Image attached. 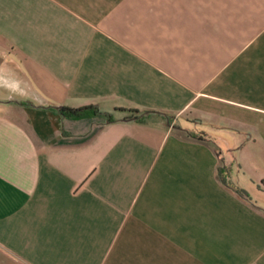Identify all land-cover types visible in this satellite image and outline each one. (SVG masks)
Segmentation results:
<instances>
[{"label":"crops","instance_id":"1","mask_svg":"<svg viewBox=\"0 0 264 264\" xmlns=\"http://www.w3.org/2000/svg\"><path fill=\"white\" fill-rule=\"evenodd\" d=\"M263 176L264 0H0V264H264Z\"/></svg>","mask_w":264,"mask_h":264},{"label":"trees","instance_id":"2","mask_svg":"<svg viewBox=\"0 0 264 264\" xmlns=\"http://www.w3.org/2000/svg\"><path fill=\"white\" fill-rule=\"evenodd\" d=\"M56 110L58 111V113L62 116V117H66V118H73V119H77V118H84V117H91V116H103L105 118L106 121H111L112 118L110 117L109 114L104 113V112H100L96 105L93 104H89V105H85V106H81V107H66V106H58L56 108ZM127 111H129L130 113L134 114V119H136L137 121H143L145 116H147L148 114L154 113L157 115H161L163 117H165L167 120H169V116L163 113H158V112H154V111H150V110H145V111H138L136 109L133 108H129L127 109ZM183 136L185 137H190V138H195L201 141H206V138L203 137L200 134L191 132V131H187V130H183L180 129L179 131ZM216 176L217 179L224 184L225 186L229 187L230 189H232L234 192H236L238 195L240 196H245V192L238 188L237 186L232 185L229 180H228V171L226 166H224L223 164L218 165L217 167V171H216Z\"/></svg>","mask_w":264,"mask_h":264},{"label":"built area","instance_id":"3","mask_svg":"<svg viewBox=\"0 0 264 264\" xmlns=\"http://www.w3.org/2000/svg\"><path fill=\"white\" fill-rule=\"evenodd\" d=\"M259 184L264 187V176L261 178Z\"/></svg>","mask_w":264,"mask_h":264}]
</instances>
